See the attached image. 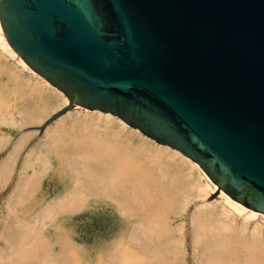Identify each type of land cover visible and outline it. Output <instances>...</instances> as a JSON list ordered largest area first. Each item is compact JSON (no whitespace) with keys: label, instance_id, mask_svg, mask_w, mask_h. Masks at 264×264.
<instances>
[{"label":"water","instance_id":"obj_1","mask_svg":"<svg viewBox=\"0 0 264 264\" xmlns=\"http://www.w3.org/2000/svg\"><path fill=\"white\" fill-rule=\"evenodd\" d=\"M0 21L69 99L28 129L112 114L264 214V0H0Z\"/></svg>","mask_w":264,"mask_h":264},{"label":"rangeland","instance_id":"obj_2","mask_svg":"<svg viewBox=\"0 0 264 264\" xmlns=\"http://www.w3.org/2000/svg\"><path fill=\"white\" fill-rule=\"evenodd\" d=\"M4 58L9 66L23 69L0 46V66L5 64ZM28 75L24 71L22 76L30 79ZM56 112L38 123L17 128L3 123L22 120L18 110L13 117H0V264H205L209 232L214 224L201 221L198 225L193 216L207 206L217 217L231 210L221 191L209 187L207 198L195 191L183 205L172 202L168 215L145 217H133L115 201L92 194L79 201L72 200V194L63 201L64 190L60 186L68 183L75 171L69 164L58 163L57 156L48 153L45 145L49 130L60 120L71 122L80 114L66 113L42 134L39 129H28L41 127ZM26 136L28 140L21 142ZM89 163L91 167L94 162ZM193 173L197 177L198 172ZM201 181L208 182L205 177ZM75 203L79 207L69 209ZM225 220L230 231H247L245 236L250 239L253 231H260L262 235L258 236L264 239V218L247 220L232 211ZM226 251L221 246L213 254L220 257ZM241 255L238 252L234 257L238 264ZM256 264H264V251Z\"/></svg>","mask_w":264,"mask_h":264},{"label":"bare ground","instance_id":"obj_3","mask_svg":"<svg viewBox=\"0 0 264 264\" xmlns=\"http://www.w3.org/2000/svg\"><path fill=\"white\" fill-rule=\"evenodd\" d=\"M0 46L7 55L16 58L23 68L9 66L5 58V64L0 66V117H13L15 110L23 116L17 123L3 124L10 128L35 124L52 111H59L69 104V99L61 91L34 71L11 47L1 21ZM24 71L30 79L22 76ZM20 103H25V107L20 109ZM72 111L80 116H69L72 117L71 122L60 120L49 130L48 144L45 145L48 153L57 156L58 163L69 164L75 171L68 183L60 186L64 190L63 201L70 199L72 194L74 201L92 194L115 201L123 212H129L133 217L160 216L159 213H170L172 202L183 205L195 191L206 197L209 187L218 188L231 210H226L219 218L213 215L211 206H207L193 216L198 225L201 221L214 224V229L209 232L205 264H238L234 261L238 252L243 257L239 264H256L260 252L264 251L261 232L253 231L252 238H247V231H230L231 226L225 219L232 211L244 215L247 220L264 218L263 213L240 204L220 189L196 162L175 149L156 144L119 117L78 105ZM28 138H22L21 142H26ZM90 161L94 162L91 167ZM193 172H198L199 180ZM201 177L208 182L203 183ZM54 184L59 187L58 183ZM78 207V203H75L69 209ZM118 242L121 243V238ZM221 246L227 251L218 257L213 251Z\"/></svg>","mask_w":264,"mask_h":264}]
</instances>
